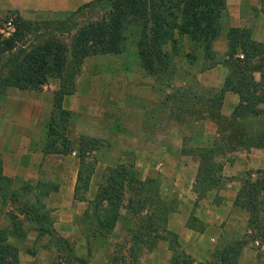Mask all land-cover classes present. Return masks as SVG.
<instances>
[{"label": "rangeland", "instance_id": "1", "mask_svg": "<svg viewBox=\"0 0 264 264\" xmlns=\"http://www.w3.org/2000/svg\"><path fill=\"white\" fill-rule=\"evenodd\" d=\"M105 1V4L104 2H100L87 7L83 11V14L77 18L78 22L82 25L89 21L101 20L102 17H106L107 21L109 20L108 22H110L112 8L108 6L112 1ZM232 2L236 1L233 0ZM241 14L244 21L243 25L250 27L253 30V35H255L254 32L256 31L257 37H263L264 0H245L241 6ZM4 15L5 13H1L0 17ZM221 23L222 31L217 38L218 40L220 39L218 46L220 49H225L224 43H226L227 49L223 55H219V51L215 50L214 44L215 58L219 61H222L228 50L227 34L232 27V15L229 8L227 14L221 18ZM10 30H12L11 25L9 23L4 24L5 33ZM77 30L68 36V43H71V36ZM124 33L127 35V40L123 52L90 56L86 59L81 73L76 77V90L78 88L79 98L83 106L75 108V111H71L69 133H66L68 139L77 142L83 136L80 135L81 130L83 126L89 124L86 104L91 101L90 98L100 80H104L101 93L98 96V102L101 104L107 99V102L117 104L118 102H122V99L126 97L132 99L137 95L149 97L155 92L157 95L156 100L161 99L164 102L163 107H167V104H170L173 109L175 108L177 122H184L189 128H192L191 123L195 121L194 118L199 119L210 116L208 113L211 108L205 105V100L209 97H214L220 88L205 87L199 82V71L207 69L206 66L212 62L210 59H207L200 45L202 43L201 41H203L202 35L192 36V39L190 35H181L178 29H175L171 36L173 40L170 39L166 44L164 42L159 44L155 43V46H153L147 40L141 44L142 37L139 34V27L134 24L130 25ZM159 52L161 54L168 53L169 61L161 65V68L159 67L160 69L156 73L147 70L144 65V59L147 60L148 58L150 61L155 62L154 66L157 67L155 56L157 57ZM164 61L166 60L164 59ZM210 80H212L211 77ZM48 87L49 89L52 88L55 90L58 87V80L52 79ZM151 87H155V89ZM9 89L10 87L4 91L5 93L3 95H0V159L2 173L13 179V186L21 194L22 200L13 204L7 199L0 197V228H14V225L15 227L21 226L20 228L23 229L25 234H15L9 238L11 243L18 246L19 253H21V250H26L28 256L35 257L34 261L36 264H136L133 261L134 251L131 250L133 244L131 239H133L132 235L134 231L140 225L147 226L148 223L154 224V227L158 226L160 228L159 233L161 239L168 240L171 237L167 231H174L169 229V217L171 213L180 208L185 200H182L179 196L168 199L165 184L162 183L158 173L144 177L140 169L136 168L135 164L128 165L124 162H119V159L121 157L123 158L121 152H112L111 150V144L116 143L120 138L126 140L128 147L131 148L139 142L133 136H130V134L123 136L124 130L120 134L117 130L119 126L136 128L140 126L148 127L149 124L142 121L138 125V117L131 118L125 115L121 116L119 120L114 121L116 119L115 116H111L109 113L106 116V123L104 125H98V128L102 130V134L109 136L108 142L106 139L98 138L100 145L97 150H91L85 154L86 163H90V166H86L87 164L84 167L82 166V171L85 175L91 173L89 174L90 184L94 180L99 185L98 191L102 185L106 184L111 170L116 167L124 166L130 169L133 182H135L126 188L124 198L118 202L99 208H96L92 204V201L88 202V208L85 210L87 212L77 217L80 229L73 232L72 237H67L57 230H55L54 235L49 233L39 235L36 229L38 225H42L46 229H52L58 220L56 211L59 203L52 198L51 194L58 191L61 187L53 179L55 176L61 174L59 171H68L69 162H66L65 157L61 154L51 153L46 160L47 171L43 175L45 179L35 181L25 180L21 175L12 176L15 171L21 174H25L26 172L16 167V160L17 156L20 155L19 153H25L27 147H30L32 150L30 151L32 152L30 155L35 157V150L39 151L44 147L47 139H49L48 129L51 115L48 112L45 113L40 104H36L37 100H46L39 96L41 90L31 91V95L27 96L28 101L22 100L21 103L8 107L7 96ZM106 96L107 98H104ZM33 104L38 105V108L31 109ZM31 115L37 117V123L38 121L39 123L36 126L39 127V130L33 137L28 136V144L22 146L21 140H18L16 135L8 136L6 132L9 129L8 127L17 128L16 130L18 131L19 129L21 131L29 129ZM12 118L17 120V124L11 123L9 125L5 123L6 120ZM257 125L260 126L261 124ZM257 125L255 120H246L237 123L236 128L250 132ZM228 127V125L223 126V135L228 134L227 131L230 130ZM76 128L77 133L75 131ZM218 142L221 143L220 140ZM25 147L26 149L23 150ZM73 147L76 153L73 154L74 151H72L70 153L71 157L72 159H78L80 161L83 153L79 151L78 144L73 143ZM185 147H189V143H186ZM17 148L21 152L16 154ZM27 155L25 154V157ZM109 159L112 165L105 166V162L107 163ZM22 161L26 162V159ZM6 162L9 165L7 171L5 170ZM58 166L60 168L63 167L62 170ZM138 179L142 181L147 179L153 180L141 186L136 182ZM25 192L27 193L26 196ZM48 192L50 193L46 195ZM35 195L40 198V202H33L37 205V210L47 215L43 221L38 223L33 222V220L25 216L20 209L27 198L34 201ZM131 197H133L134 206L137 205V201L140 199L137 214L133 212V205L132 207L128 206L129 198ZM88 198L89 195L86 192L82 199L89 201ZM161 210L167 212L159 215ZM145 214L150 216V219L156 218L160 222L156 223L154 219L150 220L149 218L143 217L142 215ZM101 217L107 220L104 225L100 222ZM261 217H263L264 222V211ZM191 219H194V217H191ZM246 235L241 241L246 244L249 243L251 247L259 249L261 254H263L264 229L258 233L250 232ZM152 239L154 238L141 235V239L138 240L140 243L136 246H142L143 248L137 252V264H157L152 262V258H150L148 253L151 249L149 248V250L147 247L150 246ZM256 239L259 240L260 244H256ZM226 243L229 242L225 241L221 244ZM178 250L185 251V248L180 244V240ZM215 251L209 255L207 262L200 263L214 264ZM168 259L166 257L164 262L158 264H171L167 262Z\"/></svg>", "mask_w": 264, "mask_h": 264}, {"label": "trees", "instance_id": "2", "mask_svg": "<svg viewBox=\"0 0 264 264\" xmlns=\"http://www.w3.org/2000/svg\"><path fill=\"white\" fill-rule=\"evenodd\" d=\"M111 1L108 6L112 8L110 22L106 17H102L101 20L89 21L81 25L77 19L87 7L100 2L105 4V0L85 3L66 18L58 20L32 21L25 19L17 11H8L3 17H0V95H3L8 87L41 90L48 86L52 79L58 80V87L54 93V107L49 122V139H47L43 151L45 153L68 154L74 151L73 143L78 144L79 151L83 154L80 157L81 168L75 198H83L89 189V174H91L85 175L82 171V166L84 167L86 164V166H90V163H86L85 154L97 149L100 140L88 135L81 136L77 142L68 139L66 133H69L71 111L64 108L63 101L67 95L75 93L76 77L81 73L86 59L97 54L123 52L127 40L124 31L132 24L139 27V34L142 37L141 44L147 40L153 46L155 43L164 42L166 44L172 38L175 29H178L181 35H190L192 39V36L202 35L203 41L200 42V45L207 59L212 61L206 68L214 67L218 63H222L228 68L222 88L214 97L207 98L205 105L211 108L208 114L217 120L221 132H224V125H228L231 130L230 133L224 135L226 139H223L221 143L217 142L212 147L199 150L200 167L195 189L199 195H202L215 182L221 181L223 162L217 160L219 155L226 150L236 148L238 143L248 149L251 147L264 148V41L256 40L253 37V30L246 25L232 26L227 34L228 50L222 61H219L215 58L214 41L222 31L221 18L227 14V0ZM6 23H9L12 28L7 33L4 31ZM76 30L77 32L71 36V43H68V36ZM158 54L157 57L155 56L157 67L154 66L155 62L148 58L144 59L147 70L156 73L161 65L169 61L168 53L161 54L159 52ZM257 73L260 74L259 78H257ZM227 91L235 92L240 96V101L230 117L221 113ZM246 120H255L256 125H261L255 126L250 132L236 128L237 123ZM132 177L130 169L124 166L113 168L106 184L100 187L92 204L99 208L122 200L126 188L135 182ZM152 180L138 179L136 182L144 186ZM263 190L264 177L256 180L249 178L245 181L237 197V204L247 208L250 212L252 232L258 233L264 229L263 217H261L264 211L261 198ZM26 194L25 192V196ZM0 197L13 204L22 200L21 194L13 186V179L2 173L1 159ZM33 202H40L39 196L35 195L34 201L27 198L20 209L25 216L38 223L43 221L47 215L40 213L37 210V205ZM139 202L140 199L134 206L133 197L129 198L128 206H134L132 208L135 214H137ZM166 212L161 210L159 215ZM142 216L151 218L146 214ZM153 219L156 223L160 222L156 218ZM106 221V218H100L102 225ZM20 227L14 225V228H0V264H20L19 248L9 240L12 235L25 234ZM36 229L39 235L55 234L54 228L46 229L42 225H38ZM159 230L158 226L154 227V224L148 223L147 226L140 225L134 231L131 250L134 251L133 261L136 264L138 263L137 252L143 248L136 246L140 243L138 240L141 239V235L154 238L150 241V246L147 247L153 248L161 238ZM167 232L171 235L169 237L173 251L171 264H203L196 263L184 251H179L178 234ZM162 237L164 236L162 235ZM240 248L239 242L218 247L214 255V264H239Z\"/></svg>", "mask_w": 264, "mask_h": 264}, {"label": "crops", "instance_id": "3", "mask_svg": "<svg viewBox=\"0 0 264 264\" xmlns=\"http://www.w3.org/2000/svg\"><path fill=\"white\" fill-rule=\"evenodd\" d=\"M91 1L96 0H0V14L17 11L25 19L32 21L58 20L66 18L80 6ZM232 1L227 0V6L232 15V26H242L244 21L241 6L245 0ZM254 34L253 37L256 40L264 41V35L263 37H257L256 31ZM219 40H215V50L219 51V55H223L227 49V44L224 43L225 49H220L218 46ZM200 71L199 82L202 86L221 89L228 68L224 64L218 63L214 67ZM210 77L212 80H210ZM259 77L260 74L257 73V78ZM103 83L104 80L97 83L96 89L90 98L91 101L86 104L89 124L83 126L80 135L106 139L108 142L109 136L102 134V130L98 128V125L106 123L108 113L115 116L114 121L125 115L131 118L138 117V125L142 121L149 124L148 127L140 126L136 128L119 126L117 130L120 134L124 130L123 136L130 134L139 142L131 148L128 147L126 140L120 138L116 143L111 144V150L112 152H121L123 158L121 157L119 162L128 165L135 164L144 177L158 173L162 183L165 184L168 199L179 196L182 200H185L179 209L171 213L168 223L169 229L178 234L180 244L185 248V251H183L196 263L207 262L209 255L216 248L224 245L221 243L225 241L229 242L226 244L239 242L241 246L239 264H264V252L261 254L259 249H255L249 243L246 244L241 241L247 236L246 234L252 232L250 212L236 202L239 191L247 179L256 180L264 177V148L251 147L248 149L238 143L236 148L226 150L219 155L217 160L223 162L221 181L215 182L204 194L199 195V192L195 189L200 167L199 150L212 147L219 140L226 139L217 120L211 116L194 118L195 121L191 123L192 128H189L184 122H177L175 108L173 109L170 104L163 107L164 102L161 99L156 100L157 95L155 92L149 97L140 95L133 99L126 97L117 104L109 103L107 99L101 104L98 102V96L101 93ZM151 88L155 89V87ZM55 90L49 89L48 86L44 87L41 89L39 96L46 100H37L36 102V104L41 105L45 113L48 112L50 115L54 107ZM31 91L34 90L10 87L7 96L8 107L15 106L21 103L22 100L28 101L27 96L31 95ZM79 97L77 88L75 93L64 98V108L75 111V108L82 107L83 103ZM104 98H107V96ZM239 101L240 96L237 93L227 91L221 113L230 117ZM38 105L33 104L31 109L38 108ZM5 123L9 125L11 123L17 124V120L12 118L6 120ZM38 123L37 117L31 115L29 129L22 131L19 129L18 131L17 128L8 127L6 135H16L18 140H21L22 146H24V144H28V136L33 137L39 130V127L36 126ZM75 131L78 132L77 128ZM230 131L228 130L227 133H230ZM186 143H189V147H185ZM43 148L39 151L35 150V157L30 155L32 153L30 147H27L25 153H19L16 167L26 172L21 174L15 171L12 176L21 175L25 180L35 181L45 179L43 175L47 171L46 160L51 153H45ZM95 150L97 149L92 151ZM16 151V154L21 152L18 148ZM25 154H28L27 157H25ZM61 155L69 163L68 171H59L61 174L53 179L61 187L51 194L52 198L59 203L56 211L58 220L54 228L65 236L72 237V233L80 229L77 217L87 212L85 210L88 208V202L95 198L99 185L94 180L91 181L87 191L89 201L75 198L81 163L78 159H72L70 153ZM23 159H26V162L22 161ZM107 163L105 162V166L112 165L110 159ZM58 167L60 168V166ZM62 168L60 169L62 170ZM8 169L9 165L6 162L5 170ZM261 198L264 210V190L261 193ZM191 217H194V219H191ZM150 249L148 253L152 258V262L158 264L164 262L167 257L169 258L167 262L172 263L173 251L169 239L159 238L153 248ZM19 256L20 264H36L35 257L28 256L26 250H21Z\"/></svg>", "mask_w": 264, "mask_h": 264}, {"label": "built area", "instance_id": "4", "mask_svg": "<svg viewBox=\"0 0 264 264\" xmlns=\"http://www.w3.org/2000/svg\"><path fill=\"white\" fill-rule=\"evenodd\" d=\"M76 152L74 151L73 154H75ZM256 244H260L259 240L256 239Z\"/></svg>", "mask_w": 264, "mask_h": 264}]
</instances>
